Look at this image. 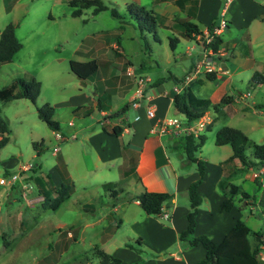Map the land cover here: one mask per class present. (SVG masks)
<instances>
[{"label": "rangeland", "instance_id": "1", "mask_svg": "<svg viewBox=\"0 0 264 264\" xmlns=\"http://www.w3.org/2000/svg\"><path fill=\"white\" fill-rule=\"evenodd\" d=\"M102 1L109 9L93 14V8H87L75 17L69 0H0V31L12 23L22 44L12 61L0 63V89L18 77L35 78L41 83L35 104L28 99L0 100V116L6 121L9 136L8 143L0 149V177L19 172V179L28 177L25 182L29 181L31 186V193L24 195L21 184H0V264H98L94 246L111 253L113 248L128 247L129 244L139 248L140 251L130 249L140 253L145 260H155L157 256L148 245L137 242L131 223L139 215L147 214L134 205L132 199H127L122 210L113 209L125 197L137 193L133 177L122 179L117 160H108L99 150L95 151L82 137L86 131H78L80 127L88 130L95 116H82L80 111L75 113L73 109L78 104L83 105L82 109L89 107L94 92L98 90L100 94L99 89L106 85L110 87L111 96L101 102H107L112 111L120 110L132 91L117 92L120 98L116 100L112 89L121 90L123 83H136L139 78L156 81L167 78L170 73L182 75L185 68L196 61L202 49L200 44H206L205 37L195 35L199 42L182 37L181 25L175 20L164 22L158 15L160 7L163 8L159 3L161 0ZM131 2L157 13L156 38L154 33L146 30L141 34L132 22H128L127 4ZM216 2L220 13L226 0H212L209 6L212 11L217 10L214 8ZM111 7H115L122 17L112 16ZM263 10L264 0H231L222 18L232 22L229 27H224V42L236 43V47L227 49L230 57L227 68L229 72L236 71L228 78L233 81L229 92L248 95L226 108L210 129L202 132L205 142L198 156L211 164V168L230 152L228 145L218 146L214 142L216 132L223 126L239 129L252 142L264 144V83L250 82L254 72L264 75V21L257 17ZM216 18L218 21L220 16ZM165 23L169 27L164 26ZM242 26L248 29L250 44ZM172 37L178 40L173 49L170 46ZM174 58L178 60L174 61ZM92 59L96 60L98 70L90 77L79 78L70 70V60L85 62ZM216 64L220 62L216 61ZM199 73V77H204L203 68ZM223 80L221 77L219 81ZM112 81L115 84H111ZM165 81L169 88L172 80ZM211 85L202 87L198 95L209 98L213 92ZM45 103L54 109L53 119L59 124L56 131L37 115L36 107ZM133 109L131 107L128 114L131 120ZM98 127L95 125L96 129ZM56 132L64 140H57ZM74 133L75 139L71 137ZM34 143L38 144L37 149ZM55 147L58 153L54 151ZM169 154L173 159L174 151L170 150ZM232 163L225 164L230 172L234 171ZM24 165H30V170H22ZM253 168L256 173L263 170L255 177L262 186L264 169ZM244 173L245 170L238 172L234 183L240 182L246 192L257 196L255 186L241 181ZM62 181L72 185V192L57 208H51L49 203L56 196L54 187L60 186ZM107 183L122 189L117 198L110 195V189L104 188ZM204 205L208 206L206 199ZM252 206V210L254 206L257 209L256 204ZM257 217L247 224L259 227V212ZM99 218L102 221L95 223ZM262 253L259 258L264 262V249Z\"/></svg>", "mask_w": 264, "mask_h": 264}, {"label": "crops", "instance_id": "2", "mask_svg": "<svg viewBox=\"0 0 264 264\" xmlns=\"http://www.w3.org/2000/svg\"><path fill=\"white\" fill-rule=\"evenodd\" d=\"M159 3L163 8L160 7L158 15L160 18H163L164 22H168V20H170L169 22H173V20H175L179 25H181L180 20L193 22L200 27L203 33L201 36L204 37L206 32H208L207 25L210 23L211 19L217 15L220 16V18L216 22L215 27L219 26L220 20L223 18L227 6V2H224V6L219 13V4H217V2L214 5V8L217 7V10H211L210 7L212 5V0H161ZM262 12H264V10ZM261 13H259L258 16ZM156 14L157 13H155V15ZM179 14L183 15V17L179 16ZM163 25L169 27L168 23ZM230 25H232V22L227 20V27ZM243 28L246 30L247 41L250 44L251 37L248 29L245 26L241 27V29ZM223 30L224 28L222 29V32ZM180 32L183 33V31ZM222 32L220 33L221 36ZM194 36L192 39L198 41L199 38L195 39ZM200 46L202 49L198 54L196 61L191 62L190 65L185 68L182 75L177 76L170 73L167 78H158L144 88V94L149 95L152 98L151 104L155 106L156 118L154 119H149L145 114V108L147 106L145 100H141L140 106L133 109L134 116L132 120L130 119L128 115L129 109L132 107L131 101L137 90V84L135 81H127L123 83L121 90L117 88L112 89L114 90L113 92L116 96L114 98L116 100L120 98H118L117 92L122 94L132 91L130 98L121 106L122 108L126 104L129 105L127 111L122 117L108 118L110 114H114L117 111H112L107 102H101V99L109 100L111 96L110 92H108L110 87L106 85L104 88L99 89L100 94L98 90L94 92V98L89 99V107L82 109L83 105L78 104L73 109L75 110L82 107L79 110L82 116L87 115L89 118L95 116V121L89 125L88 130L86 127H80L78 131H86L82 133V137L92 145L95 151L99 150L108 160H117V169L119 170L122 179L129 180L133 177V181L136 183L134 188L137 189V193L146 189L148 191L169 192L174 195L172 204L169 207H165L168 215L166 219H163L160 216L139 215V218H134L131 222L136 231V238H141V243L148 245V247L156 253L157 256L155 260H145L140 253H137L126 246L123 248H113L111 253L120 258L122 264H131V262L136 261H143L141 264H195L205 257V249L201 245L185 247L179 241V233L183 231L187 225L186 215L189 211L187 190L190 183L198 177L196 164L188 162L181 153V145L178 142V138L182 135H175L168 131L161 133L153 130L157 119L160 118L175 117L186 121L182 114H180L182 115V118L177 115L179 113L174 109L173 98L176 94L182 91L189 81L199 77L200 73L195 70V66L197 67L201 62L200 56H204V54L207 53L205 46L201 44ZM228 47L233 49L236 47V43L233 42L232 44H229L228 42H224L223 39V44L220 46V49L216 54L218 57L215 54L213 56H216V58L208 56V61L214 63H216V61L220 62L219 65L222 70L216 72L218 78L215 81L206 80L203 85L196 90V95L199 96V90L211 83L213 92L208 99H210L212 103L218 102L224 94L232 95L234 97V102L221 108L217 114H214L213 111L206 112L205 115L200 118L201 120H197L198 124L201 125L196 134L210 129L220 113L225 112L226 108L239 102L240 98L247 97V94L234 95L229 92V89L233 87V81H229L228 78L231 75L233 76L236 71L233 72L231 70V72H229L230 70L227 68L229 62L228 59H230L228 56L229 52L227 51ZM176 60L178 59L174 58V61ZM184 76L185 78H183ZM221 77L222 79L224 78L223 81H219L221 80ZM166 79L172 80V85L169 88L164 84ZM113 82L115 84V81L110 83L112 84ZM118 83H121V81H118ZM83 96L89 98L86 95ZM56 103L60 104L62 102ZM136 116H139V118L135 119ZM210 122L212 123L210 124ZM95 125H98L99 127L96 129ZM114 127L122 128L120 134L115 135L112 133ZM55 138L57 140H64V137L57 132L55 133ZM225 146L227 145H223V147ZM170 150L174 151L173 159H171L169 154ZM58 151L59 150L57 149L56 153H58ZM231 153L232 150L230 148V152L224 160H226ZM198 157L202 159L200 156ZM223 161L213 165L212 168L210 167L212 165L206 162V173L198 188L199 194L202 197V203L199 206V212L197 215L196 234H206L215 242H219L223 238L237 218H242L247 223V221H251L253 218L257 219L259 212V206L257 205V209L254 206V209L252 210V204L240 207V211L237 208H233L229 212L218 211V206L224 199V195L218 187L220 181L241 185L240 182L234 183V176L238 172L245 170V175L241 177V181H248L251 185L256 187L254 181L256 172L254 168L249 167L243 170L239 169L241 167L240 162L234 160L232 163L234 171L227 177L230 171L226 169L225 164H222ZM209 170H212V172L209 173ZM23 177L17 179L15 184L20 185L28 179L26 176ZM1 178L2 177H0V179ZM26 183L30 185L29 181ZM262 187L264 186L262 185ZM28 193H31V189ZM130 197H132V195L125 197L124 201L113 209L117 210L118 208L119 211L122 210L127 199H131ZM204 199L208 201V206L204 205L203 207ZM238 199H240V196H238ZM132 201L134 205L139 207L137 201ZM243 202L244 201L241 200L239 204H242ZM260 219L261 225L259 227L253 228L250 225L249 226L253 229L263 227L264 216L261 215ZM101 221L102 219L99 218L95 223H100ZM120 222H122L121 219ZM126 259L130 261H126Z\"/></svg>", "mask_w": 264, "mask_h": 264}, {"label": "trees", "instance_id": "3", "mask_svg": "<svg viewBox=\"0 0 264 264\" xmlns=\"http://www.w3.org/2000/svg\"><path fill=\"white\" fill-rule=\"evenodd\" d=\"M68 3L72 8V16L75 17L80 16L82 11L87 8H93V14L109 9L102 0H69ZM127 12L130 17L128 22H132L141 34L146 30L154 33L156 38L158 21L153 9H147L143 5L131 2L127 4ZM110 13L117 18L122 17V14L115 7L110 8ZM216 17H213L207 25V30L210 34L216 25ZM258 18L264 21V12ZM180 24L183 27L182 37L193 38L194 35L203 34L200 27L193 22L180 20ZM244 37L247 39L246 32L244 33ZM175 42H178L177 38H170L172 49L175 47ZM222 44L223 38L220 34L214 36L210 43L205 44V49L211 52L209 57L213 58V55L218 53ZM21 48L22 44L15 34V26L12 23L7 24L0 31V63L12 61L15 54ZM69 67L77 77L82 79L90 77L98 70V64L95 59L85 62L70 60ZM217 78L216 72H206L204 73V77H197L189 81L182 91L174 96V109L185 117L187 124L191 125L195 123L208 111H213L214 114H217L221 108L234 102V97L230 94H224L216 103H212L208 98L196 95V90L206 80L215 81ZM250 82L256 84L264 83V75L256 71L252 74ZM40 87L41 83L35 78L27 80L18 77L10 85L0 89V100L7 102L15 99H28L35 104L40 93ZM128 106V104L124 105L116 113L110 114L108 118L122 117L127 111ZM81 108L75 109L74 112H78ZM36 110L39 119L44 121L52 131L59 129L58 122L53 119L54 109L49 103L37 106ZM121 130V127H114L112 133L118 135ZM8 141L9 136L6 121L0 116V149ZM178 142L181 145V153L188 162L196 164L198 173L197 179L190 183L187 190L189 211L186 215V228L179 233L180 243L185 247L201 245L205 249V257L195 264H264L259 258V252L264 248V226L259 229H253L242 218H237L219 242H215L206 234H196L197 215L199 206L202 203V197L199 194L198 188L206 173V161L200 159L198 154L201 152V148L205 142V135L204 133L182 135L178 138ZM214 142L218 146L228 145L232 150L231 155L222 164L238 160L241 164L239 169L243 170L249 167H261L264 169V144L252 142L241 130L230 126H223L216 132ZM33 146L37 149L38 144L34 143ZM247 150H250L249 154ZM8 175L10 174H5V176ZM254 181L257 187V196L256 194L246 192L241 185L220 181L218 187L223 193L224 199L220 202L218 211L229 212L233 208H237L240 211L239 202L243 200L246 203L245 205H258L259 214L264 216V188L261 186L258 178H255ZM115 186L114 183H107L104 185V188L106 190L110 189V195L117 198L122 189H117ZM72 189L73 187L70 183L65 184L63 181L60 186L54 187L56 196L49 203L50 207L57 208L59 204L69 198ZM238 196H240V199H238ZM173 197L174 195L169 192H156L143 189L132 195L131 199L138 202L139 207L145 214L158 216L163 208L169 207L172 204ZM251 200H253L252 203L249 202ZM141 240L139 238L137 242L140 244ZM127 246L140 251L139 248L131 244ZM93 252L98 258V264H122L120 258L97 246H94Z\"/></svg>", "mask_w": 264, "mask_h": 264}, {"label": "built area", "instance_id": "4", "mask_svg": "<svg viewBox=\"0 0 264 264\" xmlns=\"http://www.w3.org/2000/svg\"><path fill=\"white\" fill-rule=\"evenodd\" d=\"M231 0H226L227 3H229ZM226 20H223L221 18L220 24L218 27H214L212 33L210 34L209 32H206L205 34V42L206 44L210 43L214 36L219 35L222 32V29L224 27H227L226 25ZM211 52L207 50V53L204 54L203 59L201 62L197 65L196 71L199 72L202 68L203 71L206 72H217L221 69V66L214 62L208 61V56ZM152 81L147 78H139L136 81L137 84V90L136 94L133 97L131 101V106L133 108H138L140 106L141 100H145L147 102V106L145 108V114L149 119H154L156 118V110L155 106L151 104L152 98L149 95L144 94V88L147 87V85H150ZM248 95V93H247ZM139 116H136L135 119H138ZM71 123V122H70ZM200 125L196 121L195 123L189 125L187 124V121L179 119V118H160L157 119L156 124L153 127V130L159 131L161 133L163 132H170L175 135H188L190 133L197 135V131L200 129ZM73 139H75V134L71 136ZM57 147H55L54 151H57ZM22 170H30V165H24L22 166ZM263 173V170H260L258 173L255 174V177L260 176ZM21 176V173L17 172L12 175H8L5 177H2L0 179V184H7V185H13L15 184L16 180L19 179ZM22 185V193L26 195L29 190L31 189L30 185L26 183L25 181L21 183ZM264 186V182L262 183ZM161 218L166 219L168 217L165 208L162 209V211L159 213ZM264 249V248H263ZM262 250L259 252V256L262 258Z\"/></svg>", "mask_w": 264, "mask_h": 264}]
</instances>
